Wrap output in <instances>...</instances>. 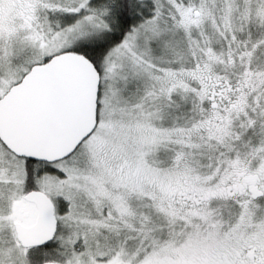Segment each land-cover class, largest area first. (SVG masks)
I'll return each instance as SVG.
<instances>
[{"label": "snow or ice", "instance_id": "snow-or-ice-1", "mask_svg": "<svg viewBox=\"0 0 264 264\" xmlns=\"http://www.w3.org/2000/svg\"><path fill=\"white\" fill-rule=\"evenodd\" d=\"M0 264H264V0H0Z\"/></svg>", "mask_w": 264, "mask_h": 264}]
</instances>
